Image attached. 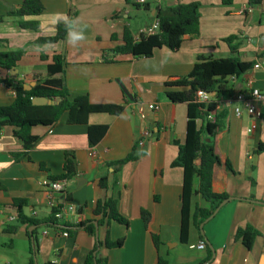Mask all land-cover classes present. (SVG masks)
Instances as JSON below:
<instances>
[{
	"label": "crops",
	"instance_id": "0c3cea01",
	"mask_svg": "<svg viewBox=\"0 0 264 264\" xmlns=\"http://www.w3.org/2000/svg\"><path fill=\"white\" fill-rule=\"evenodd\" d=\"M23 0H0V53L21 50L22 55L10 69L0 68V79L11 78L31 83L30 73L49 64L52 53L64 59V82L69 98L86 95L92 104H121L117 115L94 113L87 124H105L106 131L93 146L86 143V124H69L66 112L50 125H34L37 137L24 157L15 161L12 153L22 150L8 129L0 130V264H28L25 224L13 226L8 216L15 215L13 200H24L27 215L43 218L42 183L47 175L61 173L63 152L74 155L76 177L67 186L72 212H64L69 223L94 219L97 200L116 198L119 214L127 226L110 222L96 228L103 242L123 238L117 248L100 245L96 257L104 264H151L155 257L149 235L139 218V210L151 216L148 229L159 237L157 253L167 264H264V69L252 66L237 80L244 97H219L224 112L223 129L216 135V148L230 163L231 172L217 169L216 188L233 197L222 204L202 225L212 250L207 260L206 246L199 249L198 232L189 220L185 242L179 241V193L181 170L171 166L176 144L184 138L185 104L171 103L164 96L163 82L186 75L200 55L224 58L232 54L227 36L242 62L264 60V0L247 13V0H145L135 6L131 0H40L42 11L33 17L35 30L21 29L18 18L8 14ZM197 3L198 28L183 37L178 49L157 48L150 57L133 58L109 52L121 42L126 30L134 39L138 31L155 20L156 13L177 3ZM68 25L63 39L34 44L38 37L55 33L57 24ZM225 55V56H224ZM111 59L104 61L103 59ZM251 88L261 97L254 106L261 112L256 119L243 108ZM124 89L128 96L123 92ZM13 92L0 83V106L13 100ZM151 106V107H149ZM239 108V115L234 113ZM134 146L136 159L115 171L110 161L124 157ZM106 177V188L97 181ZM61 197V195H60ZM81 207L77 212L76 208ZM194 207L209 204L193 194ZM249 225L258 235L246 249L233 237L236 228ZM36 264H80V258L93 246V238L82 229L62 236L50 227L36 230Z\"/></svg>",
	"mask_w": 264,
	"mask_h": 264
},
{
	"label": "trees",
	"instance_id": "16d2710c",
	"mask_svg": "<svg viewBox=\"0 0 264 264\" xmlns=\"http://www.w3.org/2000/svg\"><path fill=\"white\" fill-rule=\"evenodd\" d=\"M228 3L230 0H221ZM259 0H247L248 5H256ZM142 4V3H141ZM138 4H135L137 6ZM42 11L40 0H23L18 7L8 12L9 15L18 18L17 25L21 29L35 30L37 21L33 17ZM155 19L158 21L157 29L151 34L138 33L136 39L126 30L123 31L121 42L109 50L112 55H129L133 58L150 57L157 48H166L176 51L186 35L195 34L198 28L197 3H177L160 9ZM68 25L57 24L55 33L50 36L36 38L34 44L54 43L64 38ZM236 37L227 36L222 41L228 46L231 56L224 58H211L210 56H198L191 70L183 76L174 80L163 82L164 96L171 103L185 104V126L184 138L180 144H176V155L171 166L181 170V190L179 193V241L185 242L189 220L198 232L199 240L206 246L207 260L210 259L211 249L203 234L199 230V224L212 214L217 205L228 197L222 188H216L217 169L222 168L231 172L228 159L219 154L216 148V135L223 129L224 112L219 107L217 99L222 96L232 97L235 93H243L234 80L239 79L250 67L251 63L242 62L235 53V47L230 42ZM22 55L21 50L0 53V68L10 69ZM108 62L111 59H103ZM50 63L43 69L30 73L32 86L23 89L27 84L21 80L2 78V83L10 89L13 100L8 105L0 106V130L8 129L10 135L17 139L22 150L12 153L15 161L25 156L26 151L33 147L37 140L30 129L34 125H50L54 123L62 113L66 112V122L69 124H86V143L93 146L103 136L107 125L87 124V116L94 113L117 115L122 111L121 104H92L88 102L86 95L69 98L68 90L64 82V59L59 53H52ZM199 91H213L214 99L208 102H199L196 94ZM31 98L42 97L50 103L35 105ZM207 139V140H205ZM136 159L135 148L122 158L110 161L109 166L115 171L124 163ZM76 177L74 155L70 151L63 152L61 173L58 175H47L49 181H65L70 183ZM101 189L106 188V177L97 181ZM61 201H58L57 208L50 211L43 218L29 217L23 214L21 208L24 200H13L15 208V224L5 227L6 233H13L17 225L25 224V235L27 238L28 264H36L37 253L36 230L40 227H50L55 231L64 230L67 235L72 231L82 229L90 235L94 242L92 248L80 258V264H104L103 260L97 258V248L102 244L106 248H117L122 244L123 238L109 240L105 236L103 242L96 238V228L107 225L110 222L127 226V220L122 217L116 207V198L108 196L97 200L92 209L91 220L79 221L77 223L64 222L53 216L57 209L63 207V203L70 200V193L67 186H64ZM197 194L209 204L208 208L194 207L190 214V199ZM77 212L81 207L76 208ZM139 218L142 221L144 230L149 235L150 242L155 251V257L151 264H167L157 253L159 237L156 232L148 229L151 216L147 210H139ZM202 224V225H203ZM31 227V229H29ZM258 232L245 225L234 230L233 237L240 244L248 249ZM52 264V263H43Z\"/></svg>",
	"mask_w": 264,
	"mask_h": 264
},
{
	"label": "built area",
	"instance_id": "2783aa9c",
	"mask_svg": "<svg viewBox=\"0 0 264 264\" xmlns=\"http://www.w3.org/2000/svg\"><path fill=\"white\" fill-rule=\"evenodd\" d=\"M131 1L135 4H140V3H143L145 0H131ZM242 10L249 13L252 10V6L245 5L242 8ZM157 25H158V21L157 19H155L149 27L139 30L138 33L151 34L157 29ZM251 66L252 68L264 69V60L255 61L252 63ZM237 96L241 98L244 97L243 94H238ZM196 97L199 102H208L210 100H213L215 95L213 91H206V92L199 91L197 92ZM260 97H261V93L256 88H251L248 92V96L245 98V101L243 103V108L245 109L246 113L256 119H259L261 117V112L254 106L253 101ZM30 99L32 98L30 97ZM217 100L218 102H220V99H217ZM234 113L236 115H239L240 111L238 107H234ZM65 185H66L65 181H49L48 179L42 183V196L44 198V205L48 209L47 214H49L51 210L56 209L58 201L62 200L63 195H61L60 192L63 191ZM72 211H73V207L67 201L63 203V207L61 209H57V211L53 213V216L58 220H62L64 212H72ZM28 216L34 217L35 211L31 210ZM7 219L9 221H14L16 218L15 216L10 215L7 217ZM64 222H67V221H64ZM72 223H77V222H72ZM60 234L62 236H67L64 230L60 231ZM196 247L199 249L204 248V242L201 240H198V242L196 243Z\"/></svg>",
	"mask_w": 264,
	"mask_h": 264
},
{
	"label": "water",
	"instance_id": "95a60500",
	"mask_svg": "<svg viewBox=\"0 0 264 264\" xmlns=\"http://www.w3.org/2000/svg\"><path fill=\"white\" fill-rule=\"evenodd\" d=\"M32 86V82L31 83H29V84H25V85H23V89H29L30 87ZM123 90V92H124V94L126 95V96H128L127 95V93H126V91L124 90V89H122ZM31 103L32 104H35V105H40V104H44V103H50V101L49 100H46V99H44V98H42V97H35V98H32L31 99ZM205 140H207V139H205ZM66 185H69V182L68 183H66ZM231 198H233V197H227V198H225V199H223L218 205H217V207L214 209V211L212 212V214L205 220V221H207L216 211H217V209L222 205V204H224L226 201H228L229 199H231ZM204 221V222H205ZM202 224L203 223H200L199 224V230L202 232ZM29 229H31V227L29 228ZM208 246H209V248L211 249V251H213L212 250V247H211V245L210 244H208Z\"/></svg>",
	"mask_w": 264,
	"mask_h": 264
},
{
	"label": "rangeland",
	"instance_id": "374dc122",
	"mask_svg": "<svg viewBox=\"0 0 264 264\" xmlns=\"http://www.w3.org/2000/svg\"><path fill=\"white\" fill-rule=\"evenodd\" d=\"M225 56V55H224Z\"/></svg>",
	"mask_w": 264,
	"mask_h": 264
}]
</instances>
